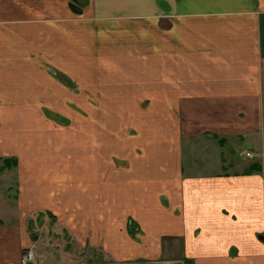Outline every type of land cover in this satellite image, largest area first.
Wrapping results in <instances>:
<instances>
[{
	"label": "crops",
	"instance_id": "crops-1",
	"mask_svg": "<svg viewBox=\"0 0 264 264\" xmlns=\"http://www.w3.org/2000/svg\"><path fill=\"white\" fill-rule=\"evenodd\" d=\"M96 100L135 125L119 161L107 131L84 161H30L69 140L48 114ZM0 157L18 160L0 169V264L38 213L86 259L264 264V0H0Z\"/></svg>",
	"mask_w": 264,
	"mask_h": 264
},
{
	"label": "rangeland",
	"instance_id": "rangeland-1",
	"mask_svg": "<svg viewBox=\"0 0 264 264\" xmlns=\"http://www.w3.org/2000/svg\"><path fill=\"white\" fill-rule=\"evenodd\" d=\"M94 108L97 110L95 113H90L86 109L85 103H79L77 102H68V111H64L62 113L55 112L57 117H53V114H48L50 118L46 123V128H50L54 131H61L62 134H67L69 137L68 141H64L60 144L53 143L52 145L49 144V147L46 149L41 150H32L30 151V161H44L43 158L46 157V159L49 161V158H52V155L55 153H60L63 155L64 161H70L71 155L74 151L76 152L77 160L84 161L83 159L86 158V153L83 152L79 145L80 143L84 142L89 143V141L95 137L96 141L98 138V133L102 131H107L108 133V140L111 139V161H119V155L120 152L118 150V147L120 146L119 141L127 143V136L132 139L133 135H130L135 132L134 124L129 123L130 117L128 118H120L116 117L117 113L114 111L115 108L112 106V103L109 102H102L101 100H96L93 102ZM90 114V115H89ZM89 115V118H88ZM95 126L96 130L94 134H90L89 136L86 134L87 126ZM63 129V130H61ZM97 129L100 131L97 132ZM84 132V133H80ZM135 134V133H134ZM87 135V136H86ZM106 135V134H105ZM107 137V135H106ZM100 138V137H99ZM52 142L55 140V138L50 139ZM78 140V141H77ZM49 141V139H47ZM72 142L75 143V145L72 147ZM131 143V142H130ZM63 144V145H61ZM134 145H140V143H135ZM248 145H243L242 150L239 152L241 155L236 154L241 159L246 160L245 152ZM69 149V151L66 154V150ZM65 151V152H62ZM128 150L125 149L123 152V156H129ZM114 155V157H113ZM53 161V158L50 159ZM2 161V160H0ZM3 161L0 163V166L2 165ZM1 190V189H0ZM16 191V190H15ZM13 193V192H12ZM0 203H1V197H0ZM5 210L4 208H0V213ZM5 212H2L4 214ZM1 216V214H0ZM61 216L59 218L53 215V214H41L38 213L34 215V218L30 219L34 220L33 227H31V236L35 240L33 241L34 244L30 245V247H25L23 249V253L28 249L31 248L35 252V256L37 259H35L34 263L41 262L43 264H64L67 260L68 264H81L82 262H90L95 263L99 261H109L113 259H104L101 254H98L99 248L98 246L100 244L94 245L93 249L95 252V255L91 254V251L88 252V258L86 259V251H84V248L76 247V245H72L69 243L70 241V231L68 230H61L59 228V223L63 221V218L61 219ZM91 240H89L87 245H90ZM50 247V254L46 257V259L42 258L44 257V253L46 251L45 247ZM102 259H101V258ZM100 258V259H99ZM83 260V261H82ZM88 260V261H87ZM72 261V262H71ZM81 261V262H80ZM115 261V260H114Z\"/></svg>",
	"mask_w": 264,
	"mask_h": 264
},
{
	"label": "built area",
	"instance_id": "built-area-1",
	"mask_svg": "<svg viewBox=\"0 0 264 264\" xmlns=\"http://www.w3.org/2000/svg\"><path fill=\"white\" fill-rule=\"evenodd\" d=\"M247 155L252 156L253 154L251 152H247ZM35 259H36L35 252L31 248H28L22 254L21 259H20V264H32L35 261ZM137 263H139V262L130 261V260H121V261L109 260V261H99V262H95V263L82 262L81 264H137Z\"/></svg>",
	"mask_w": 264,
	"mask_h": 264
},
{
	"label": "trees",
	"instance_id": "trees-1",
	"mask_svg": "<svg viewBox=\"0 0 264 264\" xmlns=\"http://www.w3.org/2000/svg\"><path fill=\"white\" fill-rule=\"evenodd\" d=\"M0 160L3 161L2 165L0 166L1 170H4L6 168H12V166L17 165V163H18V160L16 157H9V158L0 157ZM29 224H30V230H31V227H33V225H35L34 220H31L29 222ZM186 264H193V263L187 262Z\"/></svg>",
	"mask_w": 264,
	"mask_h": 264
},
{
	"label": "water",
	"instance_id": "water-1",
	"mask_svg": "<svg viewBox=\"0 0 264 264\" xmlns=\"http://www.w3.org/2000/svg\"><path fill=\"white\" fill-rule=\"evenodd\" d=\"M137 264H146L145 262H139V263H137Z\"/></svg>",
	"mask_w": 264,
	"mask_h": 264
}]
</instances>
